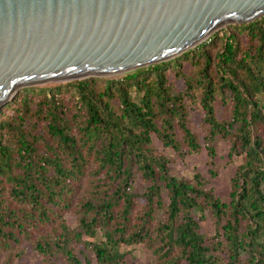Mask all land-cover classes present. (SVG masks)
<instances>
[{"label": "trees", "instance_id": "trees-1", "mask_svg": "<svg viewBox=\"0 0 264 264\" xmlns=\"http://www.w3.org/2000/svg\"><path fill=\"white\" fill-rule=\"evenodd\" d=\"M198 69L196 86L184 65ZM185 87L178 94L168 74ZM264 18L228 25L173 60L122 76L29 87L0 110V263L264 264ZM231 104L220 119L216 103ZM200 104L206 134L193 129ZM244 157L228 200L158 152ZM211 164V165H210ZM74 213L76 224L66 217ZM215 234L201 223L208 215ZM101 234V240L98 241Z\"/></svg>", "mask_w": 264, "mask_h": 264}, {"label": "water", "instance_id": "water-1", "mask_svg": "<svg viewBox=\"0 0 264 264\" xmlns=\"http://www.w3.org/2000/svg\"><path fill=\"white\" fill-rule=\"evenodd\" d=\"M264 18V0H0V110L20 91L109 78Z\"/></svg>", "mask_w": 264, "mask_h": 264}, {"label": "rangeland", "instance_id": "rangeland-1", "mask_svg": "<svg viewBox=\"0 0 264 264\" xmlns=\"http://www.w3.org/2000/svg\"><path fill=\"white\" fill-rule=\"evenodd\" d=\"M224 29L225 28L221 30ZM184 71L187 77L196 86L197 94L200 96L201 91L197 85V79L199 77L198 69L190 63H186L184 65ZM168 79L169 85L173 88L174 93L178 94L184 89V82L181 79H177L172 73L168 74ZM261 101L264 104V97H261ZM215 107L217 116L220 119L226 118L230 115L231 104L218 101ZM191 113L193 129L203 139L206 134V128L203 124L204 112L200 104H196L191 109ZM153 144L160 154L165 155L175 161L174 168L180 176L192 178L194 174L199 172L206 178L210 179V188L214 190L216 196L222 198L223 200L229 199L230 193L232 191L231 180L235 176L238 168L245 163L244 157L232 158L230 156V142L219 141L217 144V156L214 160L215 168L218 170V176L216 178H212L209 170L211 157L206 149H203L198 155H189L186 153L185 157L182 159L177 157L172 149L164 147V145L156 137L153 139ZM66 220L70 225L76 224V216L74 213L68 214ZM201 225L203 232L208 237L215 234V221L210 214L201 223ZM100 240L101 234L98 238V241ZM122 251H131L133 256L136 258V264H153L154 262L153 254L142 244L131 247L124 246ZM24 262L26 264H41V257L35 251H30Z\"/></svg>", "mask_w": 264, "mask_h": 264}]
</instances>
